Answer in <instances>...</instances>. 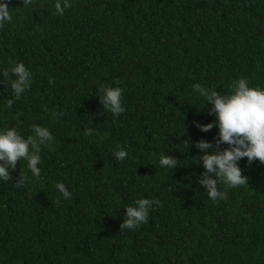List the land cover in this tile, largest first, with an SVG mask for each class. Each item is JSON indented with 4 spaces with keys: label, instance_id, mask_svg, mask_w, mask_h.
I'll use <instances>...</instances> for the list:
<instances>
[{
    "label": "trees",
    "instance_id": "obj_1",
    "mask_svg": "<svg viewBox=\"0 0 264 264\" xmlns=\"http://www.w3.org/2000/svg\"><path fill=\"white\" fill-rule=\"evenodd\" d=\"M6 2L0 68L22 61L32 80L8 104L14 76L0 77V128L26 136L35 123L53 138L38 178L17 186L31 177L21 159L0 180V264H264V163L242 158L245 183L219 180L226 196L206 195L194 141L215 143L218 127H196L215 114L192 87L264 86V0H70L63 15L54 0ZM117 83L125 110L114 117L97 95ZM138 198L160 203L122 230Z\"/></svg>",
    "mask_w": 264,
    "mask_h": 264
},
{
    "label": "clouds",
    "instance_id": "obj_2",
    "mask_svg": "<svg viewBox=\"0 0 264 264\" xmlns=\"http://www.w3.org/2000/svg\"><path fill=\"white\" fill-rule=\"evenodd\" d=\"M54 7L56 13L63 15L65 9L70 7V0H54ZM10 9L6 0H0V26L12 20ZM10 74L14 76L9 81L13 97L8 100V104L19 100L32 80L31 69L22 61L13 62L10 68H0V77L7 79ZM53 82V78H50L49 83ZM192 87L202 94L203 105L210 102L209 112L215 114V121H195L196 127L205 132L214 124L218 127L215 143L203 137L194 141L195 147L202 150L198 160L205 170L199 176V184L205 187L206 195L216 201L226 196V192L218 189L219 180L229 187L245 183L246 176L242 175L238 163L242 158H246L249 163L257 159L264 163V86L252 85L247 77L242 76L232 82L231 91L226 93L218 92L215 88H203L199 83ZM98 93L102 107L114 117L125 110L122 102L123 88L118 83L101 85ZM52 138L48 127L35 123L31 127V134L26 136L16 127L0 128V180L10 179V169L15 168L21 159L27 162L31 177L27 173L19 176L15 182L17 186L38 178L41 171L38 166L41 162V148ZM222 143L228 146L221 149ZM127 155L124 147L119 144L115 146L116 160H123ZM158 162L169 169L177 165V159L169 154L160 156ZM55 187L63 197L71 196L63 181L56 183ZM153 203L159 204L160 201L138 198L124 206L126 211L120 224L121 229H131L147 222L148 210Z\"/></svg>",
    "mask_w": 264,
    "mask_h": 264
}]
</instances>
